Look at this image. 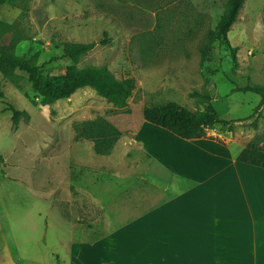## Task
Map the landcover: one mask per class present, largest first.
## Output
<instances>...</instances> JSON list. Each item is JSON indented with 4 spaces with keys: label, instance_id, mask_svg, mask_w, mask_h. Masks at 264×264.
<instances>
[{
    "label": "rangeland",
    "instance_id": "374dc122",
    "mask_svg": "<svg viewBox=\"0 0 264 264\" xmlns=\"http://www.w3.org/2000/svg\"><path fill=\"white\" fill-rule=\"evenodd\" d=\"M226 2L17 0L0 4V53L35 57L37 64L46 63L43 75H58L68 67L77 71L105 67L117 79L136 81L123 109H115L88 87L68 99L47 102L25 76L17 83L2 82L0 205L4 219L0 216V220L6 224L0 229V243L5 244L2 264H14L11 241L19 257L38 255L46 264L44 243L51 244L53 230L62 229V222L71 225L73 243L87 245L173 195L171 185L177 181L134 142L145 106L175 102L192 110L212 111L228 124L215 125L211 130L218 133L209 136L221 143L216 134H226L243 145L258 141L264 149V106L255 110L259 96L244 90L264 85V0H244L228 33L231 47L237 48L235 63L228 50L215 43L212 61L200 67L207 34ZM105 33L108 45H98L76 61L61 57L66 45L97 42ZM195 92L209 100L191 97ZM7 103L22 113L16 124ZM96 117L121 132L105 156L95 155L89 142L74 141V126ZM179 181L175 191L191 185ZM32 194L54 207L48 210ZM40 206L50 211L45 230L43 216L36 215ZM59 238L63 241L62 235ZM58 252L67 260L63 247ZM90 253L82 259L90 260Z\"/></svg>",
    "mask_w": 264,
    "mask_h": 264
},
{
    "label": "crops",
    "instance_id": "0c3cea01",
    "mask_svg": "<svg viewBox=\"0 0 264 264\" xmlns=\"http://www.w3.org/2000/svg\"><path fill=\"white\" fill-rule=\"evenodd\" d=\"M216 132L207 133L209 138L180 139L142 116L134 142L177 181L171 185L173 195L87 245L73 243L71 225L62 222V229L53 230L51 244L44 243L46 264H264V169L236 161L251 144L216 134L221 143L209 136ZM179 179L191 185L175 191ZM38 198L51 211V201L33 195ZM50 211L42 206L36 211L43 216V230ZM0 216L4 219L1 205ZM0 221L3 229L6 224ZM4 245L0 243V264ZM8 245L14 264H42L38 255L19 257L15 242ZM60 247L67 260L59 257ZM84 253L91 259H82Z\"/></svg>",
    "mask_w": 264,
    "mask_h": 264
},
{
    "label": "trees",
    "instance_id": "16d2710c",
    "mask_svg": "<svg viewBox=\"0 0 264 264\" xmlns=\"http://www.w3.org/2000/svg\"><path fill=\"white\" fill-rule=\"evenodd\" d=\"M17 0H0V4H13ZM122 2L141 0H119ZM244 0H227L224 9L215 24L207 34V40L201 50L200 67L212 61L214 44L223 45L229 52L230 58L235 63L237 48L231 47L228 39L233 24L237 21L239 12L243 8ZM109 39L104 38L88 44H70L62 49L61 57L76 61L95 49L98 45L106 46ZM46 65L37 64L35 57L26 59L12 55L8 52L0 53V102L5 99L1 90L3 81L17 83L25 76L33 91L43 97L47 102L68 99L81 88H91L100 97L109 102L115 109H123L128 105L136 88L134 79H117L107 68H95L92 70L77 71L68 67L58 75H43L42 69ZM244 90L255 93L259 96V102L255 110L264 106V85L246 86ZM191 97L209 100L207 96L199 93H192ZM8 110L12 113V121L17 123L20 111L16 110L11 103H7ZM143 119L160 127L180 139L197 140L209 138L207 131L215 125L228 122L220 120L212 111H198L186 108L175 102H166L160 105L145 106L142 110ZM74 141H87L92 144V150L97 156L108 155L121 137V132L113 124L102 117L81 122L74 126ZM238 163L264 169V150L258 141H253L248 148H244L236 157ZM2 157L0 155V163ZM62 216H67L61 211Z\"/></svg>",
    "mask_w": 264,
    "mask_h": 264
}]
</instances>
